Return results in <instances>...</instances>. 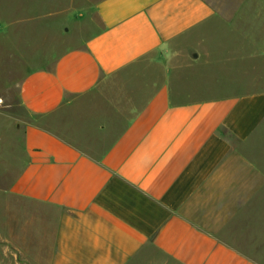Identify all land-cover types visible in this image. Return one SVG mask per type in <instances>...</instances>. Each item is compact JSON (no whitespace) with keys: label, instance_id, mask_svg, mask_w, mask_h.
<instances>
[{"label":"crops","instance_id":"crops-1","mask_svg":"<svg viewBox=\"0 0 264 264\" xmlns=\"http://www.w3.org/2000/svg\"><path fill=\"white\" fill-rule=\"evenodd\" d=\"M1 1L0 264H264V0Z\"/></svg>","mask_w":264,"mask_h":264},{"label":"rangeland","instance_id":"rangeland-1","mask_svg":"<svg viewBox=\"0 0 264 264\" xmlns=\"http://www.w3.org/2000/svg\"><path fill=\"white\" fill-rule=\"evenodd\" d=\"M56 2V1H55ZM34 3V2H33ZM30 0H2L1 4L3 6H12L17 5L19 9L18 19L24 17L34 18L37 16L35 14L39 13L33 11L29 8L33 4ZM12 4V5H10ZM53 4V0H39L38 8L42 9L43 7H50ZM23 13V16H21ZM35 15V16H34ZM26 17V18H27ZM57 31L55 30H46L40 26V24H25L20 28V32L16 37V47L17 54L15 60L13 57L2 59L0 56V108L10 110L12 113H16L17 116H24V111L19 106V83L23 78V74L27 72V67H33L36 64L37 59L45 60V57L48 58V61L51 60L55 55L47 54L42 55L41 53L33 54L32 49L26 46V42H34L40 45L47 46L45 51L48 50V44L50 49L57 45L59 38H57ZM21 52V53H19ZM30 58L32 59L30 63ZM42 61V60H41Z\"/></svg>","mask_w":264,"mask_h":264}]
</instances>
